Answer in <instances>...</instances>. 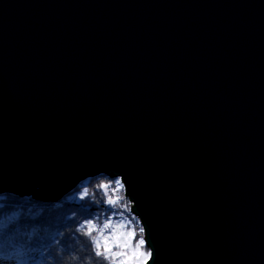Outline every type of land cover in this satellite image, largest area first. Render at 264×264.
Segmentation results:
<instances>
[{
  "label": "water",
  "instance_id": "obj_1",
  "mask_svg": "<svg viewBox=\"0 0 264 264\" xmlns=\"http://www.w3.org/2000/svg\"><path fill=\"white\" fill-rule=\"evenodd\" d=\"M101 175L146 264H264V0H0V196Z\"/></svg>",
  "mask_w": 264,
  "mask_h": 264
},
{
  "label": "trees",
  "instance_id": "obj_2",
  "mask_svg": "<svg viewBox=\"0 0 264 264\" xmlns=\"http://www.w3.org/2000/svg\"><path fill=\"white\" fill-rule=\"evenodd\" d=\"M117 181L103 175L86 180L58 203L1 195L0 260L11 264H20L27 258L39 264H87V258L91 257L92 264H124L143 239V232L130 211L131 207L125 205V192L123 188L117 189ZM104 183L112 184L119 196L102 188ZM110 198L117 202L108 203ZM89 220L96 225L97 231L92 233L93 236L99 235L100 229L106 236V223L130 222L135 232L130 248L113 245L112 253L122 252L124 255L107 259L95 256L91 238L79 231ZM140 250L144 251V247ZM73 256L79 259L73 260Z\"/></svg>",
  "mask_w": 264,
  "mask_h": 264
},
{
  "label": "snow or ice",
  "instance_id": "obj_3",
  "mask_svg": "<svg viewBox=\"0 0 264 264\" xmlns=\"http://www.w3.org/2000/svg\"><path fill=\"white\" fill-rule=\"evenodd\" d=\"M116 184H117L118 190L123 188V185L119 181H117ZM101 187L107 190L108 185L104 184V185H101ZM116 202H117L116 200L111 199V198L108 200V203L110 204H114ZM109 227H111L110 223L104 224V229H107ZM120 227L122 228L123 225H120ZM79 231L83 235L91 238L95 256L102 257L105 259L109 258L110 256L124 255V253L122 252L112 253L111 252L112 246L114 243L117 242V240H119L120 237H123V240L120 241L117 244V246L121 248H128L131 245V238L134 235V233H127V234L121 233L119 237L114 235L113 238H111L110 240L109 238L104 236L103 234L104 230L100 229L99 235L93 236L92 233L94 231H97V229H96V225L93 224L90 220L87 222L86 225H82ZM143 245H144V240L141 239L139 244L136 245V248L132 251L131 256L126 261H124V264H146V260L148 257L151 256V253H144L140 251ZM137 257H139V259H137Z\"/></svg>",
  "mask_w": 264,
  "mask_h": 264
},
{
  "label": "rangeland",
  "instance_id": "obj_4",
  "mask_svg": "<svg viewBox=\"0 0 264 264\" xmlns=\"http://www.w3.org/2000/svg\"><path fill=\"white\" fill-rule=\"evenodd\" d=\"M119 180V179H118ZM120 181V180H119ZM105 184V183H104ZM108 185V188H107V192L109 193H112V195H116V196H119L118 193L113 189L112 187V184H106ZM124 201H126L127 203H125V205L129 208H130V202L127 198L124 197L123 199ZM111 224V227L107 228L108 229V234H106L105 237L109 238L111 240V238H113V236H120L121 233H124V234H127V233H134V235L132 236L131 238V242L133 241L134 237H135V232H134V228L132 226V224L128 221H115V222H109ZM120 225H123V227L121 228ZM143 232V231H142ZM123 240V237H120L119 240H117L116 243H114L113 245L114 246H117V244ZM131 246V245H130ZM130 246L128 248H130ZM144 247V253H149V250L145 247V245H143ZM141 251V250H140ZM149 258V257H148ZM147 258V260H148ZM1 259V258H0ZM21 258H19L18 260L20 261ZM138 259V257H137ZM146 260V261H147ZM15 262V260H14ZM16 263V262H15ZM14 263V264H15ZM0 264H11L9 263V261H2L0 260ZM18 264V263H16ZM20 264H39L38 262H31L28 258L27 259H24V262L23 260H21Z\"/></svg>",
  "mask_w": 264,
  "mask_h": 264
},
{
  "label": "clouds",
  "instance_id": "obj_5",
  "mask_svg": "<svg viewBox=\"0 0 264 264\" xmlns=\"http://www.w3.org/2000/svg\"><path fill=\"white\" fill-rule=\"evenodd\" d=\"M72 259H73V260H77V259H79V257H77V256H73ZM87 264H92V258H91V257H88V258H87Z\"/></svg>",
  "mask_w": 264,
  "mask_h": 264
},
{
  "label": "bare ground",
  "instance_id": "obj_6",
  "mask_svg": "<svg viewBox=\"0 0 264 264\" xmlns=\"http://www.w3.org/2000/svg\"><path fill=\"white\" fill-rule=\"evenodd\" d=\"M76 189H77V188H76ZM76 189H75V190H76ZM75 190H74V191H75ZM74 191H73V192H74ZM73 192H72V193H73ZM59 201H60V200H59ZM59 201H57L56 203H58Z\"/></svg>",
  "mask_w": 264,
  "mask_h": 264
}]
</instances>
